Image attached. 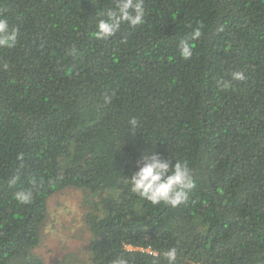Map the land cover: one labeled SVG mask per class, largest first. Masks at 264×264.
Listing matches in <instances>:
<instances>
[{
	"label": "trees",
	"instance_id": "1",
	"mask_svg": "<svg viewBox=\"0 0 264 264\" xmlns=\"http://www.w3.org/2000/svg\"><path fill=\"white\" fill-rule=\"evenodd\" d=\"M113 6L0 0L18 29L0 49V264H44L33 251L49 199L69 188L93 199L92 264H167L172 247L176 264H264V0H144L143 25L97 39ZM194 27L185 60L177 44ZM149 149L189 164L187 202L131 192L126 177ZM32 176L42 186L20 204L14 192Z\"/></svg>",
	"mask_w": 264,
	"mask_h": 264
},
{
	"label": "clouds",
	"instance_id": "2",
	"mask_svg": "<svg viewBox=\"0 0 264 264\" xmlns=\"http://www.w3.org/2000/svg\"><path fill=\"white\" fill-rule=\"evenodd\" d=\"M113 4V7L99 12L100 18L97 20L95 32L97 39L106 40L112 37L119 31L121 24L137 27L145 22L144 0H113ZM201 35V28L194 27L190 36L179 40L177 47L183 59L188 60L193 56L194 45L191 42L198 40ZM17 38L18 29H10L8 20L0 17V49L14 48ZM71 54H75V50ZM246 79L242 71H234L231 74L232 81L242 82ZM230 83L231 81H221L220 86L227 89ZM105 99L108 100V97ZM129 124L133 129L138 127L136 118H132ZM18 159L22 160L23 156L20 155ZM126 178L131 192L153 206L164 204L176 208L187 202L189 193L195 187L192 170L186 161L175 160L172 164L170 159L161 157L152 149L141 153L136 160V170ZM19 179V175L14 176L10 184L15 185ZM29 185L30 187L14 192V199L20 204L29 205L33 202L34 193L42 186V178L32 176ZM162 255L167 264H176L175 247L164 251ZM112 264H132V258L121 255L115 258Z\"/></svg>",
	"mask_w": 264,
	"mask_h": 264
},
{
	"label": "rangeland",
	"instance_id": "3",
	"mask_svg": "<svg viewBox=\"0 0 264 264\" xmlns=\"http://www.w3.org/2000/svg\"><path fill=\"white\" fill-rule=\"evenodd\" d=\"M92 200L89 192L76 188L49 199L41 244L33 251L44 264H92L93 235L88 222Z\"/></svg>",
	"mask_w": 264,
	"mask_h": 264
}]
</instances>
